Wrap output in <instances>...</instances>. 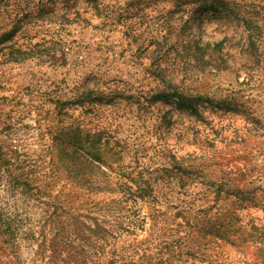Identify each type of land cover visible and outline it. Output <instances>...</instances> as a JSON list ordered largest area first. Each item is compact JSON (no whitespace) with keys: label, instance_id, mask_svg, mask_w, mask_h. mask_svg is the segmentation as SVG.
I'll return each mask as SVG.
<instances>
[{"label":"rangeland","instance_id":"obj_1","mask_svg":"<svg viewBox=\"0 0 264 264\" xmlns=\"http://www.w3.org/2000/svg\"><path fill=\"white\" fill-rule=\"evenodd\" d=\"M201 2L0 0V144L39 190L0 179V264H264V136L233 101L264 73L222 63L245 30ZM57 228L76 242L43 253Z\"/></svg>","mask_w":264,"mask_h":264},{"label":"trees","instance_id":"obj_2","mask_svg":"<svg viewBox=\"0 0 264 264\" xmlns=\"http://www.w3.org/2000/svg\"><path fill=\"white\" fill-rule=\"evenodd\" d=\"M202 6L199 8L201 11L205 9H215L216 11H222L224 14L236 20V22L242 26L245 30V37L242 38L245 42L240 50L236 51L225 60H221L222 63L229 62L231 69H235L237 74L244 75L243 83L245 85H250L256 82L260 76L264 73V0H202ZM230 39L225 38L223 42H229ZM223 42L217 44L216 46H221ZM230 48L235 47L229 43ZM245 46V47H244ZM217 69L222 68L221 64H213ZM210 66V67H213ZM234 67V68H233ZM238 103V107L242 109L245 115L250 116L252 123L255 127L252 128L254 134L258 137L264 136V103L256 102L255 100H239L233 99ZM181 106L185 109H189L196 115V111L188 106L181 103ZM247 116V117H248ZM9 152H5L3 146L0 144V179L6 178L7 183L14 190L21 189V193L25 195H37L39 193L38 188H33L29 182L28 177L22 178L18 174L13 173L11 169V163H13L12 156ZM73 156H76V161L82 165L81 159L83 156L78 154L77 151ZM12 160V161H11ZM84 164V163H83ZM70 173L73 182H77L81 186L86 185L88 182L84 178L81 169L79 167L72 168ZM230 182H225L222 180L220 189L231 190L233 187ZM25 190H24V189ZM36 190L35 193L32 191ZM16 239V232L9 222V219L4 218L2 212H0V248L4 247L5 243L13 242ZM60 241L63 244V249H72L73 244L76 242V238L72 236V233L67 230L57 228L54 230L53 236L50 239V243L46 244L42 241L39 247L44 253L46 250H52V243ZM71 252V250L69 251ZM68 252V253H69ZM109 258L104 264H150L148 257L143 255H132L131 257L121 256L119 257L112 251H109ZM157 264H163L161 260Z\"/></svg>","mask_w":264,"mask_h":264}]
</instances>
